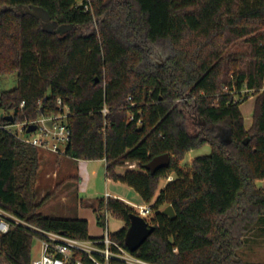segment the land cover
Here are the masks:
<instances>
[{"label":"trees","instance_id":"obj_1","mask_svg":"<svg viewBox=\"0 0 264 264\" xmlns=\"http://www.w3.org/2000/svg\"><path fill=\"white\" fill-rule=\"evenodd\" d=\"M74 1L0 0V75L18 80L0 94V112L32 121L58 114L62 99L71 130L64 155L105 159L108 178L151 203L155 229L137 257L149 264H259L237 252L249 232L264 231V186L257 184L264 180V0H92L94 15ZM164 42L171 54L152 64L146 54ZM245 88L256 96L250 129L241 110L250 96ZM204 144L212 153L193 158L186 172L180 161ZM164 153L169 168L151 174L145 165ZM41 160L38 146L0 128V208L36 228L96 238L87 219L40 212L50 196L40 198ZM130 161L137 170L117 172ZM91 204L99 223L104 211L125 221L110 234L127 247L136 211L112 196ZM162 205H172L175 217ZM36 234L22 224L0 233V264H31Z\"/></svg>","mask_w":264,"mask_h":264},{"label":"rangeland","instance_id":"obj_2","mask_svg":"<svg viewBox=\"0 0 264 264\" xmlns=\"http://www.w3.org/2000/svg\"><path fill=\"white\" fill-rule=\"evenodd\" d=\"M170 54V46L168 43L164 42L154 45L152 50L148 52L146 56L152 64H160ZM17 82L16 73L0 75V94L3 91H9L14 88L17 85ZM235 97L237 98L238 96ZM249 105L251 107L252 105L254 106V99L248 97L241 104L244 123L248 122L247 113L245 111H247ZM191 128L192 131H194V127L191 126ZM32 135L33 137H37L39 133L37 131L36 133H32ZM39 150L42 160L38 172L37 186L39 194L41 195L40 198H43L48 194L50 195L40 208V212L44 215L58 218H74L76 216L78 218H85L89 221V234L91 236H102L107 229L110 233H114L126 224L122 218L111 211H104L101 222L99 223L97 220V213L95 212L91 201H95L98 198H103L110 194L113 197H119L124 200L136 212H138L139 206L151 205V203L145 202L132 186L122 181L119 182V180L108 178L106 176L105 163L98 160L91 162L88 168L91 179L89 182L86 181L84 183L82 191L79 192V196H81L80 199H82L81 202L75 194L77 186L75 180H70V178L68 179V176H66L70 172L71 174H76V169L61 162V156L63 155L46 151L41 148H39ZM211 151V146L209 144H204L185 154L184 159L180 161L179 165L183 167L186 172H190L191 160L197 156L210 154L212 153ZM131 166L136 170L138 168L136 162L130 161L118 166L117 172L123 173L126 168ZM93 169L97 171V174L92 173ZM166 182L165 178H163L160 181V185L164 186L167 184ZM164 208H166L165 205L160 206L161 210ZM153 215L154 210L150 217ZM150 217L147 218L148 221ZM149 222L152 223L151 219ZM32 243V258H37L40 255L41 244H39V240L36 237ZM238 251V256L242 257L244 260L264 264V231H260L256 227L249 232L245 246Z\"/></svg>","mask_w":264,"mask_h":264},{"label":"built area","instance_id":"obj_3","mask_svg":"<svg viewBox=\"0 0 264 264\" xmlns=\"http://www.w3.org/2000/svg\"><path fill=\"white\" fill-rule=\"evenodd\" d=\"M92 2V0H75L72 7L94 15ZM94 21L96 24L97 18L95 16ZM241 92L249 93L251 96L254 90L245 88ZM57 103L60 107L58 114L41 116L36 120L24 122H14V120L10 121L7 119L5 123L0 122V128H4L26 143L38 146L46 151L64 155L71 136V130L67 123V117L70 114L69 107L63 104L61 98L57 99ZM104 111L107 112V109L105 108ZM4 114L10 115L9 113L0 112V115ZM31 124H36L37 130L28 133L27 128ZM37 131L39 135L33 137L32 133ZM173 179L174 175L171 173L165 180L169 182ZM152 211L151 205H142L138 207V212L136 213L147 219L151 216ZM17 224H22L35 230L37 233L35 237L41 244L40 255L37 258H33L31 264H149V262L134 255L128 247L114 240L108 229L102 236L79 239L69 236V234L36 228L25 220L0 208V233L8 232Z\"/></svg>","mask_w":264,"mask_h":264},{"label":"water","instance_id":"obj_4","mask_svg":"<svg viewBox=\"0 0 264 264\" xmlns=\"http://www.w3.org/2000/svg\"><path fill=\"white\" fill-rule=\"evenodd\" d=\"M5 10H13L11 7H6ZM31 13L38 15L42 19H44V22L50 27V28H56V24H52L51 19L46 16L45 13H43L41 10L33 9L30 11ZM7 119L10 121L14 120L13 115H7ZM51 123V122H50ZM37 130L36 124H31L27 128V132L31 133L33 131ZM249 138L244 140V143L249 142ZM171 163V156L169 153H164L161 155H157L153 157L145 166V168L150 171L151 174H155L160 169L169 168V165ZM167 216L175 217V210L172 205H168L166 208L162 211ZM130 215V225L127 229L126 235H125V244L128 247V249L131 252H135L141 244L151 235V233L155 229V225L149 223L147 219H145L142 215H139L137 213H131Z\"/></svg>","mask_w":264,"mask_h":264},{"label":"crops","instance_id":"obj_5","mask_svg":"<svg viewBox=\"0 0 264 264\" xmlns=\"http://www.w3.org/2000/svg\"><path fill=\"white\" fill-rule=\"evenodd\" d=\"M249 98L254 99V106L252 105V107H251L249 105L247 107V111H245L247 113V117H248V122L245 123V127L247 129H250L252 127V125H253V111H254V107H255L256 96L255 95H251V96H249ZM242 113H243V111H242ZM61 160H62L61 161L62 163H66V165H68V166L70 165V166L74 167L76 169L75 170L76 174H78L79 177L81 178L82 181H80L77 184L75 194H76V197L79 199V201L81 200V202H82V199H80L81 196H79V192L82 191V189L84 187V183L86 181L89 182L90 179H91V175H90V173L88 171V168H89L91 162H93L94 160H98V161L104 162L105 163V168H106V161H105V159H92V160H88V161L86 159H71V158H69L67 156H64V155L61 156ZM92 173L93 174H97V171L93 169ZM74 175L75 174H71V172H70L66 176H68V179L70 178V180H71V177L74 176ZM257 184L259 186H264V180H258ZM107 193H109V192H107ZM108 195L112 196L110 194H108ZM94 237H99V236H94Z\"/></svg>","mask_w":264,"mask_h":264}]
</instances>
